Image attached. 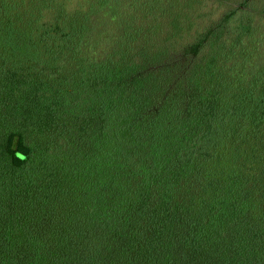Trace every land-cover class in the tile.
<instances>
[{
  "label": "trees",
  "instance_id": "1",
  "mask_svg": "<svg viewBox=\"0 0 264 264\" xmlns=\"http://www.w3.org/2000/svg\"><path fill=\"white\" fill-rule=\"evenodd\" d=\"M0 264H264V0H0Z\"/></svg>",
  "mask_w": 264,
  "mask_h": 264
}]
</instances>
